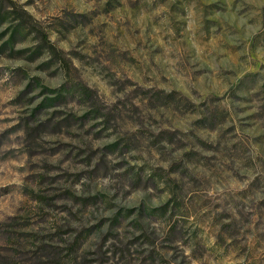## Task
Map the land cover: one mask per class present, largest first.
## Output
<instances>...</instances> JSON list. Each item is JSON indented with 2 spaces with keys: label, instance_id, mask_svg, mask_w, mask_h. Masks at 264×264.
<instances>
[{
  "label": "rangeland",
  "instance_id": "374dc122",
  "mask_svg": "<svg viewBox=\"0 0 264 264\" xmlns=\"http://www.w3.org/2000/svg\"><path fill=\"white\" fill-rule=\"evenodd\" d=\"M2 1L0 264H264V0Z\"/></svg>",
  "mask_w": 264,
  "mask_h": 264
},
{
  "label": "trees",
  "instance_id": "16d2710c",
  "mask_svg": "<svg viewBox=\"0 0 264 264\" xmlns=\"http://www.w3.org/2000/svg\"><path fill=\"white\" fill-rule=\"evenodd\" d=\"M2 2H3V1L0 0V10H2ZM41 38H42V42L45 43V44L47 45V48L50 49V50L52 49V50L54 51L53 46H52L51 44L48 43V40H47L46 36L42 35ZM52 50H51V51H52Z\"/></svg>",
  "mask_w": 264,
  "mask_h": 264
}]
</instances>
